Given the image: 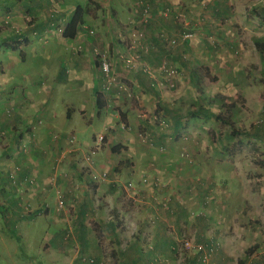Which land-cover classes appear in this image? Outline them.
<instances>
[{
    "label": "crops",
    "instance_id": "crops-1",
    "mask_svg": "<svg viewBox=\"0 0 264 264\" xmlns=\"http://www.w3.org/2000/svg\"><path fill=\"white\" fill-rule=\"evenodd\" d=\"M52 1L0 0V39L2 40L0 44V191L3 193L1 194L2 199L8 200L6 204H10L9 208H6L0 203L4 216L14 215L16 225L20 227L24 222L35 226L41 222L52 227V231L45 229V236L53 242L54 247L57 246V252L50 255L54 264H75L76 258L79 264H86L88 261L85 256L89 253H94L98 260L97 264H106L105 258H122L123 264H135L139 258H179L182 255L181 242L184 234L193 236L199 242L213 244V258L217 264L232 262L233 256L239 255L236 252L238 247L254 244L257 248L262 246V241H264V125L257 122L251 128L234 130L236 134L234 131L229 133L224 129L230 141L228 143H220V145L214 140L210 144L191 146L195 157L200 151L205 152L203 159H196L198 167L207 168L209 161L215 159L222 164L218 167V171L210 170V174L227 175L221 178L224 187L225 183L233 184L229 191L224 190L223 197H217L215 194L212 196L211 203L223 211H219L220 214L214 208L199 212L200 201L213 190L207 184L209 192H206L203 187L204 183L199 181L201 186L199 187L196 181L190 180L192 174L190 169L192 168L189 164H177L176 157L182 150V145L170 142L171 144L167 148L168 154H157L154 151L158 147L150 146L144 141L143 136L139 135L136 138L142 141L140 146L142 151L133 148L139 157L137 159V156L134 155L133 162L135 164L133 166L139 165L141 173L145 174L149 173V169L154 168V171L151 172V182L143 183V177L140 178L141 173H132L130 180L122 179L126 181L121 185L126 192V198L129 199L123 206L119 201L114 200L113 193L117 189L115 187L118 185L117 180H109L114 183V186L109 184V188L105 191L102 190L100 183L107 178L100 180L99 183L94 184L92 190L94 192L104 191L101 193L105 194L101 196L98 206L100 208L92 207L91 188L88 185L92 182L86 175L82 160L93 147L90 138L94 140L96 134L85 135L82 139L80 138V141L75 133L63 135L65 133H62L60 129L66 125V118L73 121L76 119L72 109L67 112L66 116H63L54 105L50 106L52 92L48 88L46 77L43 81L38 77H26L25 82L20 81L21 76H27V71L22 73L19 68L21 65L26 67L32 64L33 67H38V63L41 66L42 63L46 66L49 64L47 42L52 35L49 33V28L53 30L55 25L52 24L54 20L51 22L50 16L46 14V8ZM123 1L120 4L113 1L110 7L115 12L119 11L122 6L136 3L135 0ZM207 1L213 7L239 5V2L228 3L224 0ZM140 2L143 5L151 6V15L148 21L143 23L147 29L143 43L148 46L147 52H144V62L156 66L168 54L171 57L176 55L174 58L178 59L179 55L170 53V45L163 41L160 34L161 31H165L169 36H175L180 32H176L181 26L176 23L178 9L179 7H188L187 2L180 3V0H141ZM60 5L65 10L70 9L68 12L61 13L56 19V25L61 24L65 27L77 5L73 0L69 2L60 0ZM169 7L174 12L168 17L164 10ZM239 8V23L243 28V35L237 38L233 36L234 33L224 37L214 33L213 40H209L211 43H207L206 47L202 44L197 45L193 40H187L182 43V49L188 52V55L205 53L207 67L212 71L226 67L229 63L230 70L237 68L238 71H245L256 68L259 65L257 60L262 53L255 45V38H264V2L262 0H240ZM8 16L11 17L10 23L6 22ZM213 22L212 26H215V32L225 26L221 20H213ZM38 33L45 34L37 39L43 42V47L42 44L41 47H38L39 44L33 40L38 36ZM82 33L83 29H80L73 41H77L78 38L82 39ZM19 37L25 40V44L15 41L16 38L20 39ZM64 39L67 38L64 37ZM18 46L21 50L19 56L17 55ZM199 46L200 51H197ZM229 46L237 47L239 51L237 66L232 65L230 60H226V54L230 52L227 49ZM43 50L44 52L41 53ZM46 52L48 53L47 57ZM87 52L89 54L82 56L71 54L64 60L84 67V64H87L92 58V53ZM173 62L176 63V61ZM198 62L201 63L200 60ZM45 74L47 75V72ZM142 78L152 80L146 74ZM131 81L136 84L138 89L144 86L141 78L136 77ZM242 84L251 86L248 81L242 82ZM151 85L154 86L155 82H151ZM263 85L264 82L257 79L253 83V86L259 87V90ZM101 86L102 78L101 82L99 79L97 80L95 94L98 93ZM151 89L153 88L151 87ZM242 95L245 99L244 107L236 105L232 108H224L222 113L230 116L235 123L240 114H246V119L264 116L262 90L258 95L254 92V97L247 95V91ZM109 97V93L96 94L100 114L103 110L102 106L110 100ZM98 100L100 101L99 105ZM216 103L218 100L214 102V104ZM163 105H165L164 102L161 103V109L164 108L168 114H172L170 128L156 125L152 117L137 119V124L139 122L141 127L147 130L145 137L157 141V145L158 140L168 137L165 141L169 142V139L176 138L186 128L185 123L182 122L186 117L181 112H172L167 108L168 106ZM109 107L108 104L104 109ZM10 108L13 109L12 114L8 113ZM194 111L197 114L192 112L193 116L208 118L205 113L207 110ZM220 111V108L219 111L211 110L216 113ZM211 118L215 120L214 117ZM85 122L93 123V119H86ZM208 122L215 124L211 121ZM184 126L185 128H183ZM105 128L110 131V128H114V126ZM109 131L106 138L112 135V139L108 138V142L96 153L100 155L94 158V173L102 174L108 171L109 167L114 166L112 169L115 168L112 163L111 166H106L109 161L105 159L108 154L105 150H108V146L116 138ZM238 134L241 136L239 141L234 136ZM72 135H76L74 142ZM136 138H130V141L137 140ZM126 139L128 140V138ZM128 145L131 146L127 143L126 146ZM111 148L110 152H114ZM120 148L123 149L124 146L118 145V149ZM76 152L83 154L81 163L79 158L74 156ZM112 157L116 159L115 156L112 155ZM148 160L154 162L149 164ZM122 163L123 159H119L115 164ZM144 164L146 165L143 167ZM103 167H106V170H102ZM223 169L227 172H222ZM177 170L179 173L176 175ZM135 178L139 181L134 182ZM155 178L161 179L160 185L152 183ZM74 182H80L81 189L71 192ZM129 183H132L133 187L128 188ZM251 183L259 185L253 186ZM101 193L97 195L100 196ZM129 193L130 197L127 196ZM60 195L67 198L66 200H74V207L69 204L66 207H60L58 203ZM230 195L237 198L236 203L231 204ZM190 210L195 215L194 217L189 215ZM111 213H115L116 221L110 216ZM92 214H95V218L99 222L98 235H93V230L86 224L88 216ZM48 232L49 236H47ZM123 234L125 236H122ZM123 238L125 240H122ZM13 239V236L7 235L0 226V244L5 246L7 250L5 256L9 257L4 259L6 264H34L32 262L35 261L34 258H12L14 256L12 253L15 250ZM50 245L46 243L44 247L46 252H51L52 245ZM243 255L245 258L241 256V263L250 264L251 260L246 258L245 253ZM62 258L63 261L58 262ZM254 264H258L256 260Z\"/></svg>",
    "mask_w": 264,
    "mask_h": 264
},
{
    "label": "rangeland",
    "instance_id": "rangeland-1",
    "mask_svg": "<svg viewBox=\"0 0 264 264\" xmlns=\"http://www.w3.org/2000/svg\"><path fill=\"white\" fill-rule=\"evenodd\" d=\"M67 1L69 2L70 0ZM73 1L76 5L81 4L86 7L87 4L88 7V15L85 17L86 23L82 26L83 38H78L77 41L64 39L62 31L65 27L61 24L56 25V19H58L61 13L63 14L68 12L70 9L65 10L64 7H61L60 0H53L50 2L46 8L48 11V13L46 11V14L50 16L51 22L54 20L52 24L55 26L53 30L52 28H49V33L52 34L51 37L48 38L49 41L47 42V49L49 50L50 56L46 52V57L48 55L50 59L49 64L46 66V64L42 63L41 66L40 63H38V67H33L32 64L26 67L21 65L19 68H21L22 73L27 71V76H21L20 81L25 82L26 77H38L43 81L44 77H46L48 88L52 92L49 102L50 106L54 105L56 110L59 111V113L63 116H66L67 112L72 109V113H74L76 119L73 121L68 117L66 118V125L60 129L62 133H65L63 135L75 133L78 137V141H80V138L82 139L85 135L92 136L93 134L104 132L105 127L114 126V128H110L109 132L110 134H113V136H116V138L115 141H113L110 146H108V150H105V152L108 153L106 154L105 159L109 161L106 166H111L113 164L115 165V168L112 169L114 166L112 168L109 167L108 171H106L108 173L107 180L100 183V185L102 184V190L104 189L105 191L109 188V184L110 186H114V183L110 182L109 180H117L118 185L115 186L117 189L113 194L114 200L117 202L119 201L121 205L124 206L126 204L125 201L129 200L126 198V192L121 185L123 182L126 183V181L123 180H130L129 178L131 177L132 173H141V168L139 165L135 167L133 166V164H135L133 162L135 158L134 155L137 156V151L134 152L133 148L140 149L142 143V141L136 138V136L139 135L143 136L144 141L150 146L158 147L157 150L154 151L157 154H168L167 148L171 144L170 142H176V144L179 146L182 145V150L176 157L177 164H189L192 168L190 169L192 170L190 180H194L198 184L199 181L204 183V186H202L205 187L206 192H209V187L207 184H209L210 189L213 190L210 194H208V196H206V198L204 197L200 201L201 208L199 212H205L207 210H211V208L216 209L218 212H223L221 208H217L215 205H213V203H211L213 200L212 196L215 194L217 197H223L224 190L229 191L233 184L225 183L224 187V184L221 182V178H224L227 175H222L221 173L219 175L210 174V170L218 171V167L222 164L215 159H211L209 161L207 168L198 167L196 164V159H203L205 152L200 151L195 157V154L191 150V146L198 144H210L214 140V142L218 144L228 143L229 138L227 137V132H225L224 129L230 133L234 130H238V128L240 130L251 128V126L256 122L260 125H264V116H260L255 119L253 117H251L252 119H246V114H240L236 120V123L233 122V124H228L216 120L215 117V120H212V118L208 119L205 118V116L196 117L191 113L194 112V110L205 107L209 110L219 111V108L223 102L226 104L225 108L227 107V104L231 103H236V105H239V107H244L245 99L242 94L245 93V91H247V95L249 94L251 97L255 96L254 92H256L258 95L260 90H262L264 94V85L260 88V90L259 87L253 86V83L256 79L264 82V56L263 54L260 55L257 60L259 65H257L256 68L245 71H238L237 68L230 70L231 65L229 63L227 64L228 67L226 66L216 71H212L207 67L205 53H195L194 55H188V52L184 51L181 46L182 43L185 42L182 36L184 32H193V36L189 40H193L197 45L202 44L205 47L207 43H211L209 40H213V37L216 33L222 35L223 37L227 36V34L232 35V33H234L233 36L237 38L240 37V35H243V28L239 23L240 0H224V2L227 1L228 3L239 2V5L236 4L234 6L229 5L224 7H213L212 5H209L207 0H180V3L186 1L188 5V7H179L178 19L175 18L177 25H181L176 32H180H178L175 36H169L165 31H161L160 34V37L163 39V41L167 45H170V53L173 55L174 53L179 55L177 59L174 58L176 55L171 57L168 54L161 60V63H173L177 68L176 75L173 78V83L175 85L174 87H171L172 82L168 81L163 74H160L159 71L154 73V77L149 76L152 80H147L146 78H142L144 74H147L143 71L144 69L142 68V65H138L136 68H128L124 66L122 57V60L116 58L118 56L120 57V54H127L129 57L133 56L134 58L137 57L138 54H141L142 58L144 59V55L147 52L148 46L144 45L143 43V39L145 38L147 32L146 25L144 26L143 23L147 22L151 15V6L149 7L148 5H143L140 2L141 0H135V4H127V6L121 5L122 8L119 9V11L114 12L110 7L112 2L114 1L116 4H120L124 2L123 0ZM262 2H264V0H262ZM146 6L149 8V15L147 18L143 10V8ZM172 12L174 11L173 9L171 10L170 7L164 10V13L168 17L171 16L170 14ZM7 18L8 20L6 22L10 23L11 17L8 16ZM213 20H221V23L225 24L224 28L218 29V31L215 32V26H212V23H214ZM90 30H93L94 33H91ZM141 33L143 34V37L140 40L141 43L137 42L139 45L137 46L136 44V47H133V40L135 39L136 34H138L139 37L141 36ZM44 35L45 34L38 33V36L33 39L37 44H39L38 47H41V44L43 47V42H40L37 39L39 36ZM20 39L22 40V43L25 44V40L21 37ZM173 39L175 40V43L172 44L171 42ZM1 43L2 40L0 39V44ZM19 47L20 46H18L17 51L18 56L20 55L21 51ZM138 47L141 48L139 49ZM96 48L108 52L110 60L112 59L113 63L115 64L114 74L116 76V80L119 84L127 85L133 92V96H127L123 93L118 95L114 90L108 92L110 100L108 99V103H105L102 106L103 110L101 111V114L98 111L99 109L97 107L96 94L102 95V93H100L98 90V93L95 94L97 80L99 79L101 82L100 71L94 63V60L97 57L95 51ZM227 49L230 51L228 53L231 55L227 53L226 60H230L232 65L237 66L239 55L237 47L232 48V46H229ZM87 51L92 53V58L87 64H84V67H79L75 63H68L66 60H64L66 56H70L71 54H76V56L86 55L88 53ZM197 51H200V46L198 47ZM43 52L44 50L41 53ZM199 60L201 63L198 62ZM173 61H176V63ZM144 63L149 64L148 62ZM149 65L153 66L151 64ZM139 71L143 72L144 74L140 73ZM45 72H47V75ZM136 77L142 79L144 85L142 87L144 88L140 87V89H138L137 86H135L136 84L131 81V79H135ZM246 81L250 83V87L244 86V84H242V82ZM151 82H155V85L152 86ZM256 84L258 86V83ZM151 87L153 89H151ZM137 96H139V98H137ZM213 96L218 100V103H210V99ZM104 99L106 100L105 97ZM162 102L165 103L163 106H168L167 108L172 112L179 111L184 115V117H186L182 121L185 123L186 128L184 126L183 128L185 129H183L176 138L171 140L169 139V142L165 141L168 137L163 138V140H158L157 145V141L153 140L152 138L145 137V132H147V130L143 129L139 122L137 124V119L152 117L156 125H163L166 128H170L172 123V114H168L166 112L167 110L164 108L161 109L160 106ZM108 104L110 107L104 109V107H106ZM252 104L254 105V103ZM8 113L12 114L13 109L10 108ZM123 113L126 114V117L123 116ZM223 115L225 114L223 113ZM86 119H93V123L87 124L85 122ZM208 121H211L215 124H210ZM123 124H125V128H123ZM234 134H236L235 131ZM109 136L106 138L105 143L108 142V138L112 139V135ZM234 136H236L237 141L241 139L239 134ZM126 138H128V140ZM130 138H136L138 142L137 140L130 141ZM90 139L92 141L91 146H94V140L92 138ZM127 143L131 144V146H126ZM111 145H122L124 148L110 152V148L112 147ZM140 151L142 150L140 149ZM182 154H186L187 156H183ZM99 155L100 154H95L94 157L97 158ZM112 155L115 156L116 159L112 157ZM74 156L79 158L81 163L83 154L76 152ZM119 159H123V163L115 164ZM137 159H139L138 156ZM82 162H84V160H82ZM152 162L154 161L148 160L149 164ZM146 164H144L143 167ZM105 168L106 167H103L102 170ZM148 171V174L141 173L140 178L144 176L151 177V172L154 171V168H151ZM222 172L226 173L227 170L223 169ZM178 173L179 171L177 170L176 175ZM138 181L139 180L135 178L134 182ZM80 182L77 183L80 184ZM251 184L253 186L259 185L258 183ZM88 185L91 188V205L95 209V207L100 205L101 196H103L105 193H101L104 191L100 190L94 192L92 190V188L95 186L94 183H89ZM199 187H201L200 184ZM71 189H73V187ZM99 193H101L100 196L97 195ZM1 194H3L2 191H0V203H2L6 208H9L10 204H6L8 200L2 199ZM127 196L130 197V193ZM229 199L231 204L236 203L237 198L235 196L230 195ZM74 202V200H66V204L63 207H66L68 204L70 206L72 205L71 207H74ZM191 211L192 210H190L189 215L194 217L195 215ZM206 215L209 214L206 213ZM110 216H112V219L116 221L115 213H111ZM88 217L89 219L86 223L88 228L93 230V235H98L99 222L96 220L95 214H92ZM16 223L17 222L14 219V215L5 217L3 209L0 207V226L7 235H12L14 238L13 240L16 242L13 243L15 250L14 253H12V256L14 255L12 258H34L35 261H32L34 264H54L55 262H53L52 258H50V255L57 252V246L54 247L52 244L53 242L49 241V239H47L45 236V229H47V231H52V227L41 222L36 226L31 223L27 224L28 222H24L22 227L16 225ZM47 236H49V232ZM122 236H125V234ZM183 238L194 239L193 236H189L188 234H184L182 236V239ZM122 240H125V238ZM46 243L52 245L50 253L44 250ZM251 248L254 251L251 253L250 258L248 257V259L251 260L250 264H254L255 260L258 264H264V241H262V246H259L258 248L255 247V244L247 247H238L236 252L239 255L233 256V261L229 262V264H242V257L245 258L243 254H246V251ZM5 252H7L5 246H1L0 244V264H6L4 259L9 258L7 255L5 256ZM181 252L182 255H180L179 258H164L166 260L163 261L164 264H191V260L193 261L191 256H194L191 251L185 250L182 247ZM85 258L88 261L86 264H97L96 261L98 260L95 258L94 253L87 254ZM104 260L106 261V264H123L122 258H105ZM152 260L153 258H144L141 259L137 264H150ZM62 261L63 258L62 260H58V262ZM91 261L94 263H89ZM75 264H79L77 258L75 259Z\"/></svg>",
    "mask_w": 264,
    "mask_h": 264
},
{
    "label": "built area",
    "instance_id": "built-area-1",
    "mask_svg": "<svg viewBox=\"0 0 264 264\" xmlns=\"http://www.w3.org/2000/svg\"><path fill=\"white\" fill-rule=\"evenodd\" d=\"M144 10V14L146 16V18L149 15V8L146 6L143 8ZM142 10V11H143ZM91 33H94L93 30H90ZM183 40L187 41L189 40L192 36H193V32H184L183 33ZM143 37V34L141 33V36L138 37V34H136L135 39L138 40H133V47H136L139 45L138 43H141V38ZM168 39V38H165ZM140 41V42H139ZM138 42V43H137ZM172 44L175 43V40L173 39ZM96 51V60L98 61V70L100 71V75L102 78V86L101 89H99L100 93L105 94L108 93L112 90L116 91V93L119 94H126L127 96H133V92L131 90V88H129L127 85L125 84H119L118 81L116 80V76L114 74V66L115 64L113 63L112 59L110 60V57L108 55V52L106 51H102L100 49H95ZM123 59V64L124 66L128 67V68H136L138 67V65H142V68L144 69L143 71L145 73H147L149 76L154 77V73L156 71H159L160 74H163L164 77L168 80L172 82L171 87H174V83H173V78L176 75L177 72V68L175 67V65L172 63H167V62H163L157 66H150L149 64H145L141 56V54H138L137 57H129L127 54H120V57H116L117 59ZM157 67V68H156ZM137 98H139V96H137ZM123 128H125V124H123ZM108 128H105L104 132L98 133L94 136V142L95 145L90 149V151L85 155L84 157V165L83 168L86 169L89 174L92 175V180L97 182V179L100 180H104L107 178V172H103L102 174H95V173H91V171L94 169V156L95 154L98 152L99 148H101L103 146V144L105 143L106 140V135L108 133ZM76 140V135H72V141L74 142ZM183 156H185L186 154H182ZM187 156V155H186ZM99 175V176H98ZM152 180V177H148V176H144L143 177V183L145 184H149ZM153 184L156 185H160L161 181L159 178H155V180L152 182ZM133 187L132 183L128 184V188ZM127 188V186H126ZM58 203L60 207H63L66 204V198L63 195L59 196L58 199ZM182 247L185 250H189L192 253H195L197 255V261L195 262V264H216L215 261L213 260V255H214V247L213 244H209L206 242H198L192 238H183L182 239Z\"/></svg>",
    "mask_w": 264,
    "mask_h": 264
},
{
    "label": "trees",
    "instance_id": "trees-1",
    "mask_svg": "<svg viewBox=\"0 0 264 264\" xmlns=\"http://www.w3.org/2000/svg\"><path fill=\"white\" fill-rule=\"evenodd\" d=\"M87 5L86 7L83 6V5H77L76 9L74 10L71 18L68 20V23L66 24L65 28L63 29L62 31V35L67 38V39H70V40H73L77 37L80 29H82V26L86 23V20H85V17L86 15H88L87 13ZM20 38V37H19ZM16 42H22L21 39H18L16 38L15 40ZM255 45L257 47V49L263 54L264 56V38H255ZM17 48V46H16ZM95 65L97 66L98 65V61L95 59ZM148 75V74H146ZM149 76V75H148ZM216 100L215 97H212L210 99V103H214ZM100 101L98 100V105H99ZM236 103H231V104H227V107L225 108L226 104L223 102L220 106V112L219 113H216V112H211V110H208L207 108H201V110H207V113L206 115L208 116V118H211V117H215L216 120L218 121H222L223 123H228V124H233V120L230 116L228 115H223V111H224V108L227 109V108H232V107H235ZM194 114H197V112H193ZM123 116L126 117V114L123 113ZM112 150L113 151H117L118 150V145L117 146H113L112 147ZM94 170V169H93ZM91 171V173H94V171ZM86 171V175L87 177L89 178V180L92 182V183H99V179H97V182L96 181H93L92 180V175L89 174V172L85 169ZM95 174H98V173H95ZM100 175V174H99ZM98 175V176H99ZM81 189V185L77 182H74L73 183V189H71V192L73 191H79ZM197 241V240H196ZM199 242V241H198ZM210 244V243H209ZM254 250L251 248V249H248L246 251V258H248L249 256H251V253L253 252ZM192 253V252H191ZM194 256H191V258H193V261L191 260V264H195V262L197 261V255L195 253H192ZM214 257V255H213ZM141 259L139 258V260H136L135 264H137ZM214 260V258H213ZM216 263V262H215ZM150 264H164L163 263V260L160 259V258H153V260L150 262ZM217 264V263H216ZM244 264V262H243Z\"/></svg>",
    "mask_w": 264,
    "mask_h": 264
}]
</instances>
